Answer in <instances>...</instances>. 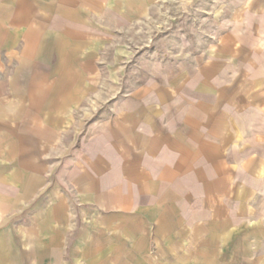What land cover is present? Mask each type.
<instances>
[{
    "label": "crops",
    "instance_id": "obj_1",
    "mask_svg": "<svg viewBox=\"0 0 264 264\" xmlns=\"http://www.w3.org/2000/svg\"><path fill=\"white\" fill-rule=\"evenodd\" d=\"M156 1L0 0V264H264L233 208L264 132V0L198 63L136 74L80 121L90 84L116 80L100 25Z\"/></svg>",
    "mask_w": 264,
    "mask_h": 264
},
{
    "label": "rangeland",
    "instance_id": "obj_2",
    "mask_svg": "<svg viewBox=\"0 0 264 264\" xmlns=\"http://www.w3.org/2000/svg\"><path fill=\"white\" fill-rule=\"evenodd\" d=\"M245 5L246 0H158L148 3L141 17L115 26L103 22L97 36L103 43L102 56L110 77L116 80L90 84L94 95L79 115L80 121L85 126L103 109L115 107L122 91L138 83L133 81L136 74L179 70L198 63L212 43L241 20ZM120 73L127 75L126 81L118 79ZM78 135L81 139L84 131ZM260 136L245 150L251 160L240 163L234 179V232L239 250L249 254L264 250V132ZM78 148H82L81 140L73 146Z\"/></svg>",
    "mask_w": 264,
    "mask_h": 264
}]
</instances>
